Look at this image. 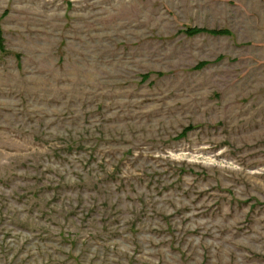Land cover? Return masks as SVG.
<instances>
[{
    "label": "rangeland",
    "instance_id": "1",
    "mask_svg": "<svg viewBox=\"0 0 264 264\" xmlns=\"http://www.w3.org/2000/svg\"><path fill=\"white\" fill-rule=\"evenodd\" d=\"M0 35V264H264V0H0Z\"/></svg>",
    "mask_w": 264,
    "mask_h": 264
},
{
    "label": "trees",
    "instance_id": "2",
    "mask_svg": "<svg viewBox=\"0 0 264 264\" xmlns=\"http://www.w3.org/2000/svg\"><path fill=\"white\" fill-rule=\"evenodd\" d=\"M185 35L187 37H192L194 35H198V34H201V33H205V34H209V35H212V36H221V35H225L227 32L222 30V31H207V30H204V29H197V28H187L185 31H184ZM3 38L2 36L0 35V52H4V44H3ZM147 77L143 76L142 80H145Z\"/></svg>",
    "mask_w": 264,
    "mask_h": 264
}]
</instances>
